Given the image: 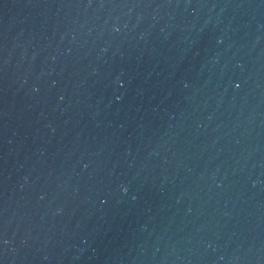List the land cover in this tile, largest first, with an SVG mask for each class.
<instances>
[{
	"label": "water",
	"instance_id": "obj_1",
	"mask_svg": "<svg viewBox=\"0 0 264 264\" xmlns=\"http://www.w3.org/2000/svg\"><path fill=\"white\" fill-rule=\"evenodd\" d=\"M0 264H264V0H0Z\"/></svg>",
	"mask_w": 264,
	"mask_h": 264
}]
</instances>
